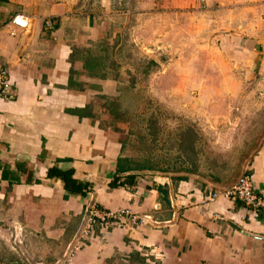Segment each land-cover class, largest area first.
<instances>
[{"label":"crops","instance_id":"crops-1","mask_svg":"<svg viewBox=\"0 0 264 264\" xmlns=\"http://www.w3.org/2000/svg\"><path fill=\"white\" fill-rule=\"evenodd\" d=\"M216 1L230 11L264 10V0ZM197 2L0 0V67L9 71L12 83V98L0 97V264L61 261L91 191L103 208H130L154 221L110 229L87 242L75 264H264V215L225 196L209 201L231 182L154 166L118 171L121 159L141 160L126 153L122 127L103 122L109 114L98 99L116 96L130 68L115 59L116 76L93 77L80 58L72 57L74 47L97 50L104 42L122 49V41L115 42L130 20L136 25L147 15L188 17ZM19 13L31 18L32 27L11 35L2 26ZM259 26L253 27L255 38L229 43L227 51L242 58L255 54L264 66ZM154 27L155 33L170 31L168 25ZM251 167L255 192L264 197V139ZM61 173L76 180L80 190L69 189ZM14 225L23 228L24 250L7 241Z\"/></svg>","mask_w":264,"mask_h":264},{"label":"rangeland","instance_id":"rangeland-1","mask_svg":"<svg viewBox=\"0 0 264 264\" xmlns=\"http://www.w3.org/2000/svg\"><path fill=\"white\" fill-rule=\"evenodd\" d=\"M259 9L242 6L230 11L220 9L216 0H206L197 2L188 17L147 15L136 25L129 21L115 42L122 41L123 48L110 46L112 57L130 68L116 96H108L120 101L125 114L119 122H112L110 115L103 120L121 125L128 155L150 161L158 171L206 178L216 172L224 178L222 183L234 182L248 166L252 176L248 156L264 135V112H253L264 110V66L256 63L260 59L255 54L242 58L227 47L255 38V25L264 31V10ZM172 20L175 24H168ZM156 25L164 30L168 25L170 31L155 33ZM258 51L264 53V47ZM153 57L160 64L149 65L145 72ZM117 72L116 66L108 73ZM98 103L105 100L99 98ZM188 136L192 147L185 140Z\"/></svg>","mask_w":264,"mask_h":264},{"label":"built area","instance_id":"built-area-1","mask_svg":"<svg viewBox=\"0 0 264 264\" xmlns=\"http://www.w3.org/2000/svg\"><path fill=\"white\" fill-rule=\"evenodd\" d=\"M205 2L206 0H200ZM33 21L23 13L15 15L10 21L2 26L11 35H16L18 29L27 30L32 27ZM48 27H52V22H47ZM12 83L10 81L9 71L0 67V97L12 98ZM250 166L242 174L236 184L229 189L212 193L209 201H215L219 196H225L233 201H240L246 207L253 209L256 213L264 215V197L255 192L252 176L248 172ZM151 215L139 216L130 209L108 210L103 208L97 201L95 193L90 192V199L87 203L82 216V223L78 232L69 242L64 257L57 264H75L74 259L79 250L87 242L99 238L115 227L133 228L138 223L153 222ZM12 249L16 251L24 250V231L21 226L14 225L9 228V238L7 239Z\"/></svg>","mask_w":264,"mask_h":264},{"label":"trees","instance_id":"trees-1","mask_svg":"<svg viewBox=\"0 0 264 264\" xmlns=\"http://www.w3.org/2000/svg\"><path fill=\"white\" fill-rule=\"evenodd\" d=\"M97 47H98L97 50L81 49V48L74 47L72 57L80 58L83 61L84 69L87 71V73L90 76H93V77L103 76L104 77V76H107L106 74H108L110 68L115 69L117 64H116V60L114 59V57H112L113 49H111L109 44L107 46L106 42H104V43L97 45ZM149 65H158V63H156L154 60L150 61L149 64L147 65L145 72L148 71ZM103 99L105 100V103L103 105V107L105 108L104 113H108L110 116H112V119H111L112 122L122 121L123 115L125 113L122 109V105L120 101L114 98L106 97V96L103 97ZM117 125L119 124L117 123ZM185 140L192 147V141H191L190 136L186 137ZM149 162L150 161H147V160H143L140 162L132 161L130 158L121 159V161H119V164H118V171L125 172L127 169H130V168L135 171L151 169L153 167H150V165H148ZM215 166L220 168L219 164H216ZM227 166H228V163L224 167H227ZM62 177L65 181L66 186L69 189L80 190V186H77L78 184L76 180L72 179L71 177H69V175H65V174H62ZM210 178L216 182L224 181V178L221 177V175H218V173L216 172L212 173L210 175Z\"/></svg>","mask_w":264,"mask_h":264},{"label":"water","instance_id":"water-1","mask_svg":"<svg viewBox=\"0 0 264 264\" xmlns=\"http://www.w3.org/2000/svg\"><path fill=\"white\" fill-rule=\"evenodd\" d=\"M264 139V135L259 139V141L257 142V145L255 146L254 150L250 153V155L248 156V158H251V156L253 155L254 151L257 150V148L260 146L262 140ZM242 176V174L234 181V182H231L229 183L227 186H226V189H229L231 186H233L234 184L237 183V181L239 180V178Z\"/></svg>","mask_w":264,"mask_h":264}]
</instances>
